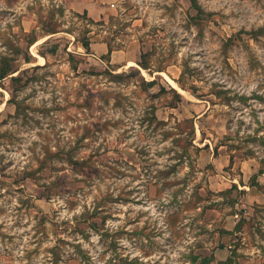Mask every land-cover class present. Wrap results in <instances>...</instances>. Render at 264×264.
<instances>
[{
	"label": "rangeland",
	"instance_id": "rangeland-1",
	"mask_svg": "<svg viewBox=\"0 0 264 264\" xmlns=\"http://www.w3.org/2000/svg\"><path fill=\"white\" fill-rule=\"evenodd\" d=\"M194 3L0 0V264H264V0Z\"/></svg>",
	"mask_w": 264,
	"mask_h": 264
},
{
	"label": "trees",
	"instance_id": "trees-1",
	"mask_svg": "<svg viewBox=\"0 0 264 264\" xmlns=\"http://www.w3.org/2000/svg\"><path fill=\"white\" fill-rule=\"evenodd\" d=\"M193 1V4H195L194 2H196V0H192ZM48 31L50 33H57L58 31L55 29V28H49ZM259 32H264V27L262 28H259L257 31H254L253 34H257ZM36 41V38H32L31 39V44H33L34 42ZM87 52H90V43L88 41L84 42L83 43ZM109 45V51H108V54L105 55V57L109 58V60L111 59V55L112 53L116 50L110 43H108ZM58 50V45H54L52 47V51L53 53H55L56 51ZM45 55V54H43ZM31 55H26L25 57V60L26 62H31ZM15 59L11 58V57H8V56H3L0 58V80H3L4 78L8 77L11 75V81L13 83H19L21 80H23L22 78V75L18 74V75H14L15 73L18 72V68H16L13 64ZM141 66H143L145 69H148L149 66H147V63L145 61L144 62H141L140 63ZM37 67H40L39 65ZM155 81H150V83H154ZM178 96L181 97L180 93H178ZM13 100V102H15L16 104H18V101L16 99H11ZM234 187L237 188V185H234ZM130 262V261H129Z\"/></svg>",
	"mask_w": 264,
	"mask_h": 264
},
{
	"label": "crops",
	"instance_id": "crops-1",
	"mask_svg": "<svg viewBox=\"0 0 264 264\" xmlns=\"http://www.w3.org/2000/svg\"><path fill=\"white\" fill-rule=\"evenodd\" d=\"M77 1L79 2L83 1V10L87 11L88 16H90L93 20L96 21L97 19L102 18L103 15H105L106 13H114V10L112 9L113 8L115 10L117 9L116 2L118 0H77ZM78 12H81L80 8H78ZM93 46H96L101 51L100 57L108 54L109 45H107L106 42L96 41V43H94ZM113 53L111 55L110 62H112V56H114ZM132 61H133L132 59H127V63H130Z\"/></svg>",
	"mask_w": 264,
	"mask_h": 264
}]
</instances>
